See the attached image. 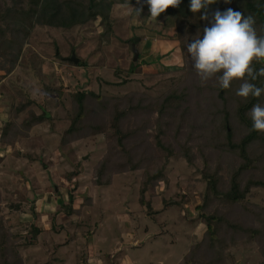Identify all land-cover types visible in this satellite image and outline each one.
I'll return each instance as SVG.
<instances>
[{"label": "rangeland", "instance_id": "rangeland-1", "mask_svg": "<svg viewBox=\"0 0 264 264\" xmlns=\"http://www.w3.org/2000/svg\"><path fill=\"white\" fill-rule=\"evenodd\" d=\"M32 1L0 0V216L26 264H184L205 239L204 215L218 206L208 212L198 208L207 193L202 155L208 156L212 170L220 168L226 182L240 164L237 155L217 148L225 136L224 105L235 140L246 134L236 119L237 102L243 99L236 91L243 81L232 82L223 104L217 90L220 74L201 82L187 52L192 38H202L210 26L200 19L204 12L192 13L190 0H182L178 8L152 20L146 2L142 14H136L134 8L141 6L137 0ZM103 16L111 21L110 30ZM256 30L264 36L263 28ZM135 37L140 38V57L129 73ZM73 54L85 66L70 62ZM175 89H186L191 96L190 116L180 129L179 119L170 113L161 118L147 108L122 121L129 135L122 146L107 134L63 142L76 93L131 96L121 106L128 109L140 101L143 107L162 101ZM89 102L85 123H110L112 111ZM44 111L49 120L31 129L23 126L31 114ZM7 122L12 129L1 139ZM158 138L177 156L168 159L156 144ZM186 143L194 154L192 165L181 156ZM254 151L262 155V167L245 180L264 175V148L257 145ZM127 157L140 167L119 171ZM158 170L164 179L148 186L143 205L141 190ZM70 194L75 199L72 215L67 210ZM220 210L229 220L263 232L260 239L243 234L234 242L228 238L221 264H264V189L253 188L241 205ZM33 227L41 231L36 239Z\"/></svg>", "mask_w": 264, "mask_h": 264}, {"label": "trees", "instance_id": "trees-1", "mask_svg": "<svg viewBox=\"0 0 264 264\" xmlns=\"http://www.w3.org/2000/svg\"><path fill=\"white\" fill-rule=\"evenodd\" d=\"M33 1V3H37L42 0ZM93 5L94 2L91 3L90 8L88 9L90 16V11H92V8L94 7ZM228 8H231L234 11H240L244 13L245 16H253L256 21L255 28L261 27L264 31V0H231V3H226L225 0H215V3L211 5V9L209 8L207 10L208 16L212 18V14L216 10L223 12ZM94 14L95 13H92V16ZM9 16L12 17L13 13ZM93 17H97V14ZM103 17L105 22H107V30H110L112 28L111 21L108 16ZM3 35L4 31L0 28V36ZM130 42H132V40H130ZM78 66H85V63L79 62ZM253 66L257 71H259L260 68H264V61H257ZM137 67L138 64L133 61L129 73H134ZM249 82L256 84L258 87L264 88V77H258L257 80H249ZM232 88V83L228 89L221 88L220 86L217 87L218 98L223 102V104H225L227 96L229 94L231 95ZM200 94L202 93L199 90V95ZM72 96L75 100L76 108L71 118V125L65 132V137L63 139L64 143L68 138H85L87 136L107 134L109 138L113 137L117 140V143L122 146L124 145V141L129 136L125 134L121 128L122 121L125 120L131 112H140L147 108H154L157 110L161 118L167 113H170L172 119H179L178 129L181 128L182 122L190 116L191 96L186 89L182 91L175 89L166 95L162 101L157 100L156 103L150 104L146 107H143L140 101L128 109L124 107L121 108V106L129 104L133 99L131 96H126L122 99L112 97L104 98L101 94H96L94 92H81ZM88 101L97 102L103 111H112L110 123L86 124V118L90 115ZM262 101H264V94L260 97L250 96L247 99L243 98L242 100H238L236 107V119L246 131V134H243L238 140H235L234 129L230 125L231 114H229L228 111H225L226 105H224L225 110L222 108V112L224 113L222 130H224L225 136L224 142L217 148L225 153L227 152L237 155L238 158H240V164L237 169H234L230 173L228 181L226 182L224 181L222 175H220V168L212 170L208 162V156L202 155L203 162L205 164L203 177L207 183V193L204 205L198 208L208 212L211 207H214L216 204H218V206H216L213 211L207 213V215H204L207 226L205 239L193 247L185 256L184 264H221L228 238L234 242V238L242 234L249 239H260L263 236L261 229L252 228L244 223H237L229 220L225 213L220 210L221 207L223 208V206L226 205H241L253 188L264 189V175L262 179L249 178L245 180L246 174L256 171L262 167V165H260L262 155L254 153V148L257 145H261L264 148V132H259L253 129L252 121L248 115L251 108L257 103L261 104ZM110 103L113 104L111 105V109H108V105ZM22 110L20 108L18 109V112L20 113ZM49 119L50 115L45 111L39 116L31 114L29 120H26L23 123V126L27 129H31L34 125L41 124ZM12 126V123L7 122L2 129L1 139H4L8 132L12 129ZM156 144L161 150L167 152L166 157L168 159L170 157L177 156L173 147L164 143L161 138L157 139ZM181 151V156H183L187 162L192 165L194 163V154L192 153L190 145L188 143L184 144L181 146ZM1 158L3 159V157ZM127 158L126 163H119V171L125 170L128 165L131 170H135L140 167L139 164L132 163V160H130L129 157ZM103 170L104 168L102 167L99 172L102 174ZM162 179H164L163 170H158L151 176L148 175L147 182L141 190V202L143 205H146L144 194L148 186L151 183L161 181ZM97 183L101 185V181H97ZM76 187L77 186L75 185V188ZM69 199L70 204L67 207V210L69 208L68 215H72V207L75 199L72 194L69 195ZM147 207L150 211L149 213H152L151 205L148 204ZM249 213H252V217H257L258 215V213L251 212V210L248 211V214ZM32 233L36 239L41 231L40 229L33 227ZM12 237L13 235L7 227L5 218L0 216V264H25L20 248L18 247V244L13 241ZM84 264H86L85 261Z\"/></svg>", "mask_w": 264, "mask_h": 264}, {"label": "clouds", "instance_id": "clouds-1", "mask_svg": "<svg viewBox=\"0 0 264 264\" xmlns=\"http://www.w3.org/2000/svg\"><path fill=\"white\" fill-rule=\"evenodd\" d=\"M146 2L150 12V19L156 20L169 8H178L182 0H137L141 6L134 8L140 16L143 4ZM231 3V0H225ZM215 0H190V11L194 14L204 12L200 19L209 21L210 26L203 29V35L198 34L187 45V52L201 82L218 76L221 88L228 89L234 80L243 83L236 91V95L247 99L250 96L260 97L264 88L249 82L258 77H264V68L257 71L254 63L264 61V36L257 34L255 18L245 16L240 11L228 8L226 11L216 10L211 20L208 16V6ZM253 129L264 132V105L255 104L248 113Z\"/></svg>", "mask_w": 264, "mask_h": 264}, {"label": "water", "instance_id": "water-1", "mask_svg": "<svg viewBox=\"0 0 264 264\" xmlns=\"http://www.w3.org/2000/svg\"><path fill=\"white\" fill-rule=\"evenodd\" d=\"M139 41H140V38L139 37H135L133 39V44L131 46V49H132V51L134 53V59H133V61L135 63H137L139 61V57H140V53H139V50L137 48V44H138ZM68 60L70 62L74 63L75 65L79 64V62H80L79 58H77L75 56V54H73V56L70 59H68Z\"/></svg>", "mask_w": 264, "mask_h": 264}, {"label": "crops", "instance_id": "crops-1", "mask_svg": "<svg viewBox=\"0 0 264 264\" xmlns=\"http://www.w3.org/2000/svg\"><path fill=\"white\" fill-rule=\"evenodd\" d=\"M23 256V255H22ZM23 259H24V257H23ZM24 261H25V259H24ZM25 264H26V261H25Z\"/></svg>", "mask_w": 264, "mask_h": 264}]
</instances>
